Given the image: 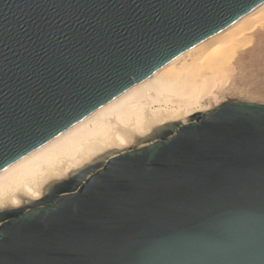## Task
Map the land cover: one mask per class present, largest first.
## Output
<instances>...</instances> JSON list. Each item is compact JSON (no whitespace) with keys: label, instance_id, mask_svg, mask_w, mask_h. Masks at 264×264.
<instances>
[{"label":"water","instance_id":"95a60500","mask_svg":"<svg viewBox=\"0 0 264 264\" xmlns=\"http://www.w3.org/2000/svg\"><path fill=\"white\" fill-rule=\"evenodd\" d=\"M263 4L0 0V171ZM196 118L8 216L0 264H264V104Z\"/></svg>","mask_w":264,"mask_h":264},{"label":"bare ground","instance_id":"6f19581e","mask_svg":"<svg viewBox=\"0 0 264 264\" xmlns=\"http://www.w3.org/2000/svg\"><path fill=\"white\" fill-rule=\"evenodd\" d=\"M263 29L264 4L0 171V224L80 173L214 110L209 103L239 53Z\"/></svg>","mask_w":264,"mask_h":264},{"label":"rangeland","instance_id":"374dc122","mask_svg":"<svg viewBox=\"0 0 264 264\" xmlns=\"http://www.w3.org/2000/svg\"><path fill=\"white\" fill-rule=\"evenodd\" d=\"M225 102L264 104V29L254 35L251 46L247 50L239 53L228 81L216 93V100H211L209 103L210 110ZM198 116L200 115L196 117ZM196 117L191 122L198 121ZM173 132L159 139H166L173 135ZM157 140L155 139V141ZM98 168H92L88 172V175ZM76 177L72 178L71 181H66L64 187L66 186L67 189L75 187L69 191H73L79 187Z\"/></svg>","mask_w":264,"mask_h":264}]
</instances>
